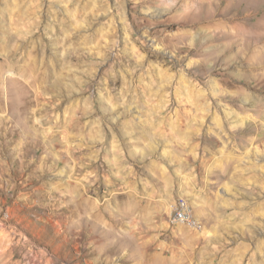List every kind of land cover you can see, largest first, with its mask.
Segmentation results:
<instances>
[{"label":"rangeland","instance_id":"rangeland-1","mask_svg":"<svg viewBox=\"0 0 264 264\" xmlns=\"http://www.w3.org/2000/svg\"><path fill=\"white\" fill-rule=\"evenodd\" d=\"M0 98V264H264V0H0Z\"/></svg>","mask_w":264,"mask_h":264},{"label":"built area","instance_id":"built-area-1","mask_svg":"<svg viewBox=\"0 0 264 264\" xmlns=\"http://www.w3.org/2000/svg\"><path fill=\"white\" fill-rule=\"evenodd\" d=\"M186 221H193V228L196 230L203 229V225L196 217L193 209H191V204L189 201L187 200V203H180L178 199V201L173 206L170 222L172 224H176L186 223Z\"/></svg>","mask_w":264,"mask_h":264},{"label":"bare ground","instance_id":"bare-ground-1","mask_svg":"<svg viewBox=\"0 0 264 264\" xmlns=\"http://www.w3.org/2000/svg\"><path fill=\"white\" fill-rule=\"evenodd\" d=\"M1 99V98H0ZM207 102V101H206ZM180 203H187L186 201L182 200ZM193 221H186V223H176L174 225H182V224H192Z\"/></svg>","mask_w":264,"mask_h":264}]
</instances>
